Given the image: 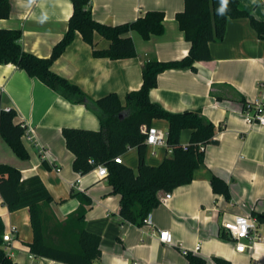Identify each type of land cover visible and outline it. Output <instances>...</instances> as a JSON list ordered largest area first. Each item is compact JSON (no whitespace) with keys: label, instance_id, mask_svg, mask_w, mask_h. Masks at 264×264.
I'll list each match as a JSON object with an SVG mask.
<instances>
[{"label":"crops","instance_id":"crops-1","mask_svg":"<svg viewBox=\"0 0 264 264\" xmlns=\"http://www.w3.org/2000/svg\"><path fill=\"white\" fill-rule=\"evenodd\" d=\"M239 1L264 21V0ZM10 2L11 16L0 19V29L21 31V45L26 52L50 57L68 31L71 1ZM184 6V0H91L89 7L95 20L112 26L132 22L148 11H163L165 33L144 40L132 32L139 56L123 60L95 58L91 46L77 33L54 62L53 71L78 85L92 100L115 93L125 104L126 94L141 88L142 67L147 60H180L188 55L190 44L175 18ZM94 41L98 50L110 47V42L99 34H95ZM210 55V61L196 63V71L172 69L160 74L157 87L150 91L151 101L166 110L200 111L223 130L216 134L217 145L206 146L204 163L195 170L192 182L173 191L167 205L153 210L148 217L151 224L143 227L122 221L120 197L110 194L106 179L98 180L92 172L80 175L73 169L75 155L66 146L63 129L98 131L99 118L85 104L69 101L15 65H0V109H14L15 121L33 128L36 135L35 143L23 137L29 155L26 160L20 159L0 135V164L17 168L23 179L39 176L53 197L47 211L52 209L60 220L80 206L79 200L71 196L72 191L92 200L86 229L101 237L102 256L97 264H188L189 254L205 258L208 264H216L215 257L231 264H264V224L259 227L261 239L246 253L237 252L235 242L222 228L224 221L236 215L264 213V128L249 126L243 116L244 103L261 96L264 40L248 18L231 19L225 39L210 44ZM152 126L167 132L169 124L154 120ZM190 137L191 131L184 130L181 143L188 144ZM41 147L47 152L45 159ZM169 153L167 146L147 145L146 163L158 166ZM122 161L136 173L137 148L129 149ZM213 176L227 182L230 200L213 192ZM0 218L5 223L4 234L11 233V242H4L3 248L12 260L19 264H63L30 253L27 244L34 234L27 208L10 212L0 195ZM159 231H169L173 244L162 243Z\"/></svg>","mask_w":264,"mask_h":264},{"label":"trees","instance_id":"trees-1","mask_svg":"<svg viewBox=\"0 0 264 264\" xmlns=\"http://www.w3.org/2000/svg\"><path fill=\"white\" fill-rule=\"evenodd\" d=\"M73 13L69 27L61 41L55 45L48 58L26 52L22 45V32L0 29V65H15L29 77L43 82L69 101L85 104L100 121V130L64 128L66 146L75 155L73 169L80 175L89 174L97 165L108 169L106 178L111 195L120 197L119 216L122 221L143 227L153 210L162 204L163 195L192 182L193 174L205 160V150L211 144L218 128L200 111L173 113L151 101L150 91L157 87L160 74L172 69L196 71V63L211 60L210 44L225 39L227 24L231 19L248 18L260 39L264 40V21L244 9L239 0H184L183 11L175 16L185 40L190 44L188 55L180 60H147L142 67V86L126 94L125 104L119 96L110 93L99 100L90 99L82 89L53 71L54 62L60 58L79 33L93 49L95 58L123 60L138 57L132 32L144 40L165 33V13L159 10L146 12L136 20L119 25L102 24L95 20L89 5L91 0H70ZM223 8V12H221ZM12 13L10 0H0V19H8ZM99 34L110 42L106 50L95 47L94 37ZM246 105V102L243 106ZM14 109H0V135L22 160L28 158L23 144L25 128L17 123ZM154 120H165L167 147L170 153L158 166L146 163V135L143 126H152ZM184 130L191 131L189 143H181ZM131 148L138 150V169L117 163ZM213 192L231 199L227 182L217 176L211 179ZM0 195L10 212L27 208L30 213L34 238L27 246L37 258H45L63 264H97L102 256L101 237L86 229V215L92 200L81 192L71 196L80 202L79 208L65 220H60L51 209L53 197L39 176L23 179L20 170L0 164ZM260 225L264 213H253ZM5 223L0 218V264H19L12 260L3 248ZM225 236V235H222ZM188 264H208L200 256L189 254ZM216 264H231L222 258H213Z\"/></svg>","mask_w":264,"mask_h":264},{"label":"built area","instance_id":"built-area-1","mask_svg":"<svg viewBox=\"0 0 264 264\" xmlns=\"http://www.w3.org/2000/svg\"><path fill=\"white\" fill-rule=\"evenodd\" d=\"M261 96L252 102H246L243 106V116L245 122L256 128H264V82L261 84ZM25 128V136L33 143L36 142L35 130L33 128ZM141 132L146 135V144L149 146H167V132L154 127V126H143ZM216 139V136L213 140ZM201 150H205L204 146H201ZM42 158H47L46 150L41 147ZM117 163H122V157L115 159ZM58 173L61 172L60 168H57ZM98 180L106 179L108 176V169L105 165L99 164L91 171ZM77 183H80L78 180ZM171 193H166L162 198V204L167 205L171 199ZM145 223L151 224L150 219H146ZM260 223L259 220L251 215H236L230 221H224L222 228L226 235L232 239L236 244V250L239 253L250 252L254 249L257 242L261 239L259 234ZM160 241L164 244L172 245L173 238L169 231H159ZM11 233L3 234V242H11ZM183 254L188 255V251L183 249Z\"/></svg>","mask_w":264,"mask_h":264},{"label":"water","instance_id":"water-1","mask_svg":"<svg viewBox=\"0 0 264 264\" xmlns=\"http://www.w3.org/2000/svg\"><path fill=\"white\" fill-rule=\"evenodd\" d=\"M219 142L217 140H213L211 144L217 145Z\"/></svg>","mask_w":264,"mask_h":264},{"label":"clouds","instance_id":"clouds-1","mask_svg":"<svg viewBox=\"0 0 264 264\" xmlns=\"http://www.w3.org/2000/svg\"><path fill=\"white\" fill-rule=\"evenodd\" d=\"M223 3H225V4H226V3H227V0H223ZM223 10H224V9H223V8H221V12H223Z\"/></svg>","mask_w":264,"mask_h":264},{"label":"rangeland","instance_id":"rangeland-1","mask_svg":"<svg viewBox=\"0 0 264 264\" xmlns=\"http://www.w3.org/2000/svg\"><path fill=\"white\" fill-rule=\"evenodd\" d=\"M48 212H49V214H51V210H49Z\"/></svg>","mask_w":264,"mask_h":264}]
</instances>
